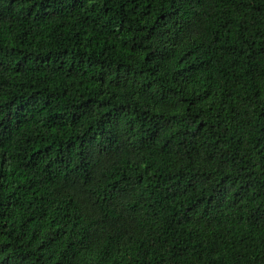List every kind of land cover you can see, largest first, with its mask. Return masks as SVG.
Instances as JSON below:
<instances>
[{
    "label": "trees",
    "instance_id": "1",
    "mask_svg": "<svg viewBox=\"0 0 264 264\" xmlns=\"http://www.w3.org/2000/svg\"><path fill=\"white\" fill-rule=\"evenodd\" d=\"M0 264H264V0H0Z\"/></svg>",
    "mask_w": 264,
    "mask_h": 264
}]
</instances>
